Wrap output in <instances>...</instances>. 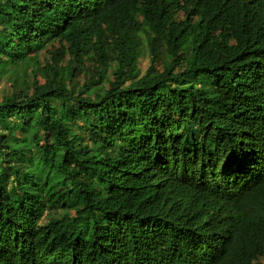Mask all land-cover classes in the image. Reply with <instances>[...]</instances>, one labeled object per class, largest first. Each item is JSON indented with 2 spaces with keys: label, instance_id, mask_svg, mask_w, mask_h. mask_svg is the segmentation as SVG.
Masks as SVG:
<instances>
[{
  "label": "trees",
  "instance_id": "16d2710c",
  "mask_svg": "<svg viewBox=\"0 0 264 264\" xmlns=\"http://www.w3.org/2000/svg\"><path fill=\"white\" fill-rule=\"evenodd\" d=\"M52 40L0 96V264H260L264 0H0V74Z\"/></svg>",
  "mask_w": 264,
  "mask_h": 264
},
{
  "label": "rangeland",
  "instance_id": "374dc122",
  "mask_svg": "<svg viewBox=\"0 0 264 264\" xmlns=\"http://www.w3.org/2000/svg\"><path fill=\"white\" fill-rule=\"evenodd\" d=\"M139 38L141 53L137 59V65L142 73L149 63V56L142 32H140ZM59 45L60 43L56 40L47 41L34 54L30 53L28 55L30 60L7 65L6 70L0 74V96L14 90H24L26 88L30 90L34 82L37 84L43 82L44 76L41 73V67L45 62L50 61L51 51ZM65 58H68V55ZM99 65L100 63L90 56V52H85L82 61L77 66L79 73L76 74L72 82L79 86L98 72ZM91 96L96 97L97 94ZM258 260L260 264H264V256H261Z\"/></svg>",
  "mask_w": 264,
  "mask_h": 264
}]
</instances>
